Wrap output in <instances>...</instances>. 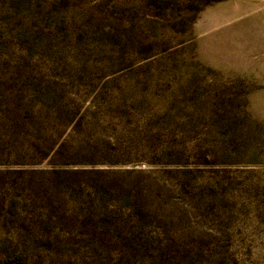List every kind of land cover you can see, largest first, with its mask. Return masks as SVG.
I'll list each match as a JSON object with an SVG mask.
<instances>
[{
  "label": "rangeland",
  "instance_id": "1",
  "mask_svg": "<svg viewBox=\"0 0 264 264\" xmlns=\"http://www.w3.org/2000/svg\"><path fill=\"white\" fill-rule=\"evenodd\" d=\"M0 264H264V0H0Z\"/></svg>",
  "mask_w": 264,
  "mask_h": 264
}]
</instances>
